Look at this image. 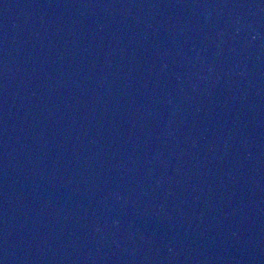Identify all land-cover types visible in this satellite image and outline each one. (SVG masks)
Here are the masks:
<instances>
[{
	"label": "water",
	"instance_id": "obj_1",
	"mask_svg": "<svg viewBox=\"0 0 264 264\" xmlns=\"http://www.w3.org/2000/svg\"><path fill=\"white\" fill-rule=\"evenodd\" d=\"M0 264H264V0H0Z\"/></svg>",
	"mask_w": 264,
	"mask_h": 264
}]
</instances>
